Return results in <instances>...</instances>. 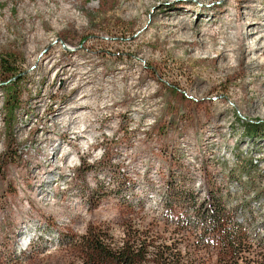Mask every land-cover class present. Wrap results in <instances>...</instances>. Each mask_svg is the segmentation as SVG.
Segmentation results:
<instances>
[{
  "label": "rangeland",
  "instance_id": "374dc122",
  "mask_svg": "<svg viewBox=\"0 0 264 264\" xmlns=\"http://www.w3.org/2000/svg\"><path fill=\"white\" fill-rule=\"evenodd\" d=\"M0 57V264H102L93 238L222 264L209 190L264 264V0H0Z\"/></svg>",
  "mask_w": 264,
  "mask_h": 264
},
{
  "label": "trees",
  "instance_id": "16d2710c",
  "mask_svg": "<svg viewBox=\"0 0 264 264\" xmlns=\"http://www.w3.org/2000/svg\"><path fill=\"white\" fill-rule=\"evenodd\" d=\"M244 27L241 26L236 34L234 35V44L240 54H244V36L242 35L244 33ZM242 64V63H241ZM0 70L4 72V74H11L13 72L12 65L10 63V60L7 58L0 57ZM158 92V91H157ZM156 92V93H157ZM155 93V94H156ZM154 94V95H155ZM16 100L17 98L13 95V90L8 91L6 95L5 105H4V114H3V122L6 128H12L14 125V119H15V111H16ZM245 134L249 137H254L258 134L259 128L256 124H245L244 125ZM7 130V129H6ZM13 156V155H12ZM252 165L251 162L247 163L245 165V170H248L250 166ZM34 166H36V169L41 168L40 162H35ZM41 171V170H40ZM29 179L27 182V185L30 186L32 182L35 181V177H32L30 173H28ZM31 180V181H30ZM37 184V180L35 181ZM35 183L31 184V187ZM264 198V191H261V193H255V198ZM190 199H194L191 198ZM222 197L220 195L212 190H209L204 195L203 200L199 205L196 206V210L198 213V216L203 221H209L212 224V228L210 233L213 234V238L216 239L217 246H215V250L218 254V262L222 264H238L239 262H244V264H256L258 261L255 259L250 258L249 256L253 255L255 250H252V247H246L245 245V237L239 233V231H231L229 229L225 228L226 224H229V218L225 215V209L224 206L221 204ZM194 201V200H192ZM44 203V202H43ZM49 202L44 203L45 205H48ZM244 211L246 212L247 205H244ZM239 224V223H238ZM238 229V228H237ZM208 234L207 231L201 233L197 239L196 244L190 243L188 241L186 247L189 249H192V252L201 259H208V257H203L201 254H206L209 250V248L212 247L211 244H204L201 243L202 239ZM138 239H130L126 243L122 245V247L118 251H111L110 249L106 248L100 241V239L93 238L91 239L90 246L92 249V253L95 255V257H98L102 264H140L145 260V257H147V249L151 247L152 249H155V260L157 262H160L162 264H166L167 260L170 259L173 260V264H181V260L183 259L180 257L179 254H172L170 252L171 250H175L174 247H168L166 245H156L154 246L153 243H146L141 242L139 245H136V242ZM201 244V245H199ZM256 245L258 248H261V250H264V240H259L256 242ZM202 251V252H200ZM247 254L248 256L245 257L244 255ZM254 256H260L257 255V253H254ZM257 259V257H256ZM199 261V259H198ZM207 262V260H203L202 262H197V259L192 258V260L189 261L190 264L195 263H201L204 264Z\"/></svg>",
  "mask_w": 264,
  "mask_h": 264
}]
</instances>
